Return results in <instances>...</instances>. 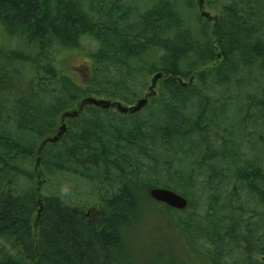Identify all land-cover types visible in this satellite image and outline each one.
Segmentation results:
<instances>
[{
  "label": "trees",
  "instance_id": "obj_1",
  "mask_svg": "<svg viewBox=\"0 0 264 264\" xmlns=\"http://www.w3.org/2000/svg\"><path fill=\"white\" fill-rule=\"evenodd\" d=\"M107 1L0 0V264H138L136 226L155 216L199 264H264L262 0H230L216 20L153 0L133 21L123 0ZM74 53L92 61L81 81ZM160 72L157 98L138 112L85 105L61 120L89 96L131 105ZM251 80L259 84L243 91ZM56 172L110 192L87 211L41 195ZM152 187L188 206L153 200ZM194 197L203 213L192 211ZM174 253L162 264H193Z\"/></svg>",
  "mask_w": 264,
  "mask_h": 264
},
{
  "label": "rangeland",
  "instance_id": "obj_2",
  "mask_svg": "<svg viewBox=\"0 0 264 264\" xmlns=\"http://www.w3.org/2000/svg\"><path fill=\"white\" fill-rule=\"evenodd\" d=\"M175 1V0H174ZM193 1V5L195 6L193 10L188 8L189 2ZM111 0L107 1V6L111 3ZM125 4V8L128 11V21H133L137 18L138 13H142L146 9H148L152 4L153 0H123ZM230 0H178L179 6L182 8L184 13H192L197 16V18H206L202 16V11H205L208 14L207 19H215L222 12V6L229 3ZM113 3V2H112ZM87 6V4L85 3ZM264 6V0L261 3ZM259 3L258 6L262 7ZM257 6V5H256ZM264 8V7H263ZM106 9V7H104ZM201 15V16H200ZM193 19L190 21V26H195L199 23L198 19ZM6 31L5 28L0 24V46L5 45L7 42ZM15 42V41H14ZM13 42V43H14ZM87 45L91 49H95V43L91 41H86ZM69 66L77 77L78 81L84 80L87 78L89 72L92 68V61L83 54H72L68 57ZM248 69L246 70V72ZM120 71H113L112 69L107 70V74L111 75L113 73H118ZM122 72V71H121ZM245 72V73H246ZM248 73H255L254 70H249ZM153 75L147 76V85L143 89V94L148 92V88L152 84ZM260 77V76H259ZM263 78V77H262ZM187 81V80H184ZM259 82H255L251 80L246 86V82L243 85V91H251L255 86H257ZM261 84L264 85V80H262ZM156 88V97L158 93L157 84ZM234 94H238L240 90H232ZM96 97V96H93ZM97 98V97H96ZM105 98L106 97H98ZM128 105L126 103H123ZM134 104V103H133ZM132 105V104H131ZM259 123L264 128V119H260ZM252 142H254V146L260 147L261 144L257 143L253 138ZM232 150V149H230ZM238 150H234L233 152H237ZM163 158V157H161ZM176 163V162H175ZM176 168V166H175ZM43 180L39 183V191L41 195H56L60 197L64 202L72 205L84 208L85 211L91 208H97L100 204V195L109 193L106 192L107 187L100 186L98 187L94 183H90L85 179H82L78 176L56 172L54 175L46 177V175L42 178ZM208 193V191H205ZM198 198L203 199L201 193L198 194ZM197 197L193 198L194 207L192 209L193 212L203 213L204 207L200 206L199 199ZM157 205V204H155ZM183 215V214H181ZM153 220L154 223H150L151 219L146 218L145 222L142 226H136V231L139 236L137 243V263L138 264H157V261L162 264L165 260L172 259V252L174 251V258H179L178 260L185 261L184 263H188L191 259H194L193 264H199L200 259L198 256L191 250L193 249L189 243H186L184 237L181 234L169 226L166 221L160 216H155ZM150 221V222H149ZM149 222V223H148ZM148 223V224H147ZM136 246V247H137ZM175 249V250H174ZM176 261V260H175Z\"/></svg>",
  "mask_w": 264,
  "mask_h": 264
},
{
  "label": "water",
  "instance_id": "obj_3",
  "mask_svg": "<svg viewBox=\"0 0 264 264\" xmlns=\"http://www.w3.org/2000/svg\"><path fill=\"white\" fill-rule=\"evenodd\" d=\"M202 16L208 17V14L205 11H202ZM161 76V73L156 74L152 79V84L148 89V92L145 94L144 97L139 98L134 104L132 105H124L120 101H112L110 99L105 98H96V97H86L81 100L79 106L77 109L72 111H66L62 114L61 120L63 121L65 118L68 117H75L77 116L84 108L85 105H94L97 107H101L103 109H109L113 108L117 110L120 113H135L140 111L148 102V97L155 94L154 87L156 85L157 80ZM178 81L185 86L187 82H184L181 79H178ZM193 77L191 76L188 83H192ZM65 129V124L63 123L60 126V130L58 132V135L55 136L53 139L50 140H56L58 136H60L63 133V130ZM149 195L151 198L157 202L163 203L168 205L171 208L177 209V210H183L188 206V199L183 196L182 194L168 189L164 187H152L149 190Z\"/></svg>",
  "mask_w": 264,
  "mask_h": 264
},
{
  "label": "bare ground",
  "instance_id": "obj_4",
  "mask_svg": "<svg viewBox=\"0 0 264 264\" xmlns=\"http://www.w3.org/2000/svg\"><path fill=\"white\" fill-rule=\"evenodd\" d=\"M160 73H161V72H160ZM180 84H181V83H180ZM187 84H188V83H187ZM189 84H190V83H189ZM189 84H188V85H189Z\"/></svg>",
  "mask_w": 264,
  "mask_h": 264
}]
</instances>
